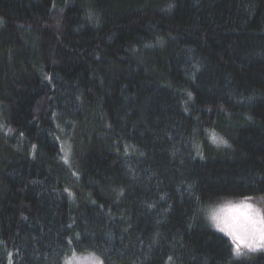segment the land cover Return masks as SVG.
Here are the masks:
<instances>
[{
  "label": "trees",
  "instance_id": "obj_1",
  "mask_svg": "<svg viewBox=\"0 0 264 264\" xmlns=\"http://www.w3.org/2000/svg\"><path fill=\"white\" fill-rule=\"evenodd\" d=\"M249 197L264 0H0V264H264L208 224Z\"/></svg>",
  "mask_w": 264,
  "mask_h": 264
},
{
  "label": "snow or ice",
  "instance_id": "obj_2",
  "mask_svg": "<svg viewBox=\"0 0 264 264\" xmlns=\"http://www.w3.org/2000/svg\"><path fill=\"white\" fill-rule=\"evenodd\" d=\"M213 141L216 142L215 136ZM220 143L225 142L221 140ZM247 199L251 198L238 204L229 202L213 211L209 217L218 231L230 237L236 256L242 254V249L250 252L264 250V217L260 209L248 203ZM66 264H71V260L66 261ZM94 264L103 262L95 258Z\"/></svg>",
  "mask_w": 264,
  "mask_h": 264
},
{
  "label": "rangeland",
  "instance_id": "obj_3",
  "mask_svg": "<svg viewBox=\"0 0 264 264\" xmlns=\"http://www.w3.org/2000/svg\"><path fill=\"white\" fill-rule=\"evenodd\" d=\"M248 203H251L254 207L260 209L261 216L264 217V200H255L253 202L249 201ZM224 205L225 204L219 205L217 207H213L212 210L210 211V214L208 213L209 216L207 215L208 216V224L210 225V227L214 228L215 230H217V229L212 224L209 217L213 211L219 209L220 207H223ZM257 251H259V250H257ZM95 258H99V257L93 253H76V252H74L65 258L64 264H66V261H68V260H71V264H94ZM99 260L101 261L100 258H99Z\"/></svg>",
  "mask_w": 264,
  "mask_h": 264
},
{
  "label": "clouds",
  "instance_id": "obj_4",
  "mask_svg": "<svg viewBox=\"0 0 264 264\" xmlns=\"http://www.w3.org/2000/svg\"><path fill=\"white\" fill-rule=\"evenodd\" d=\"M241 211H243V210H241Z\"/></svg>",
  "mask_w": 264,
  "mask_h": 264
}]
</instances>
